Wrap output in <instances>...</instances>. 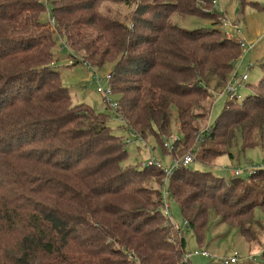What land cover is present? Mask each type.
I'll list each match as a JSON object with an SVG mask.
<instances>
[{
	"label": "trees",
	"instance_id": "16d2710c",
	"mask_svg": "<svg viewBox=\"0 0 264 264\" xmlns=\"http://www.w3.org/2000/svg\"><path fill=\"white\" fill-rule=\"evenodd\" d=\"M45 11L42 0H0V264H190L183 232L177 237L159 207L162 171L125 168L126 142L110 132V115L73 104L61 85L56 43L98 70L112 65L107 85L121 127L139 139L162 147L175 109L179 142L196 138L201 163L231 157L237 139L242 148L257 144L264 67L251 94L227 100L199 136L197 122L241 55L214 0H51L53 25L43 23ZM173 14L208 19L213 29H180ZM248 182L252 197L229 196ZM166 190L200 246L216 217L242 238L259 228L250 210L263 206L264 170L225 182L179 166ZM259 258L264 264V248Z\"/></svg>",
	"mask_w": 264,
	"mask_h": 264
},
{
	"label": "rangeland",
	"instance_id": "374dc122",
	"mask_svg": "<svg viewBox=\"0 0 264 264\" xmlns=\"http://www.w3.org/2000/svg\"><path fill=\"white\" fill-rule=\"evenodd\" d=\"M50 2L51 0H45V3ZM103 5V8L109 10L112 14L118 15L120 18L126 15L130 16V12L132 11L131 9H126L124 6L113 3H105ZM214 8L221 13L223 20H227L231 24H237L238 31L232 30L230 32L232 38L241 40L245 44L252 46L248 51L241 50V55L228 80V83H231L234 82V78H241L244 75L248 77V81L238 87L240 98L237 103H241L251 94L250 92L253 91V87L258 84L264 67V0H214ZM48 11L49 4L46 6V11L41 15L43 23H49L50 17L47 14ZM169 20L172 25L186 31L213 29L212 22L208 19L193 16L182 17L178 14H173ZM69 55L70 52L66 48L62 49L61 42L58 41L54 49L55 65L53 66V70L59 75L61 85L69 92L73 104L86 105L95 114L110 115L107 125L112 135L122 138L125 142L128 140V143L124 145L127 153V161L124 163L125 168L132 169L136 167L142 169V163L147 164L154 158L163 169L167 170L174 166V159L182 160L188 152L193 150V157L196 160L194 159L188 165L191 171L210 173L213 177L229 182L234 178L229 170H238L240 172L239 178L247 179L249 175L245 172L246 170H251L264 164V127L254 147L242 148L241 142L237 139L236 145L230 150L231 157L223 154L217 156L209 163L199 162L197 158L199 157V152L202 150L201 143H197L196 138L191 139L188 145L182 148L178 141L183 140V135L177 129L175 109L171 111L170 135L164 138V141H167L170 137L174 139L175 148L172 153L173 157L165 150L162 151L164 148L160 147L159 142L153 137L148 136L139 139L136 135L121 127L122 123L114 116L113 110L96 93L97 86L101 88L107 86V75L112 65L105 64L99 70L94 67H91V70H87L82 66L83 61L79 60V58H77L78 60L73 59ZM95 75L99 79L98 84L96 83ZM222 92L219 90L214 95L213 103L206 120L197 122L199 136L201 132L207 129V126H211L216 121L223 110L225 102L229 99ZM117 98L116 95H113L110 97V100L114 102ZM168 142H171V140ZM149 148L152 150H149ZM253 187V184L248 182L247 185L236 188L229 196L232 197V195L235 196L244 192V196L252 197ZM257 192L259 193L260 190H257ZM259 201H261L260 198ZM166 203L170 206L168 212L172 224L178 226L183 232L185 240L184 253L193 254L195 251H199L201 246H204L207 248L208 253L214 257L212 261L200 256H192L190 264H219L220 258H230L235 253L239 258V264H243V262H246L245 264H261L259 255L264 248V203L260 204L263 206L250 210L252 218L259 222V228L253 227L250 229L248 237L242 238L237 230L220 223L216 217L213 218L214 222L210 223L202 242L203 245L201 246L194 231L185 228L184 220L177 203L172 198H167ZM161 212L163 213V211Z\"/></svg>",
	"mask_w": 264,
	"mask_h": 264
},
{
	"label": "built area",
	"instance_id": "2783aa9c",
	"mask_svg": "<svg viewBox=\"0 0 264 264\" xmlns=\"http://www.w3.org/2000/svg\"><path fill=\"white\" fill-rule=\"evenodd\" d=\"M45 7L48 6L49 3H45V0L43 1ZM51 25H53V19H50ZM223 30L225 31V33L227 34L228 37H231L230 32L232 30H236L238 31V26L237 24H231L229 23L227 20H222V26ZM237 40V44L239 46V48L241 50H245L248 51L251 49V45L249 44H245L243 41L241 40ZM62 49L66 48V45L61 44ZM82 66L85 67L87 70H91V65H89L87 62H82ZM95 79H96V83H99V79L97 78V76L95 75ZM109 80V74L107 75V81ZM248 81V77L246 75H244L241 78H234V82L231 83H227L224 88H223V94H226L228 96V100H233V101H238L239 100V95H238V87L239 85H242L244 83H246ZM96 93L99 94L102 98L103 101L108 104L109 108H111L113 110V114L116 115V117L120 118L119 120L122 121V118L119 116L118 110H119V105L117 103V100H115L114 102H112L110 100V97L113 96V93L110 89V87L107 85L105 88H101L99 86H97L96 88ZM216 94V93H214ZM169 140H171V142H168ZM178 140V139H177ZM179 141V140H178ZM126 143H128V140H126ZM174 139L173 137H170L169 139H167V141H163L162 142V147L164 148V150L169 153L172 154L174 152ZM149 150H152L151 148H149ZM195 158L193 157V150L188 152V154L182 159V160H173L174 161V166L170 167L169 169L165 170L161 167L159 162H156L154 160V158H152L150 160L149 163H142L141 167H152L154 169L160 170L162 171L163 174V179H162V186L160 189V209L161 211H163V216L167 219L168 224L170 225V227L177 233V236L180 237L182 234V231L180 230V228L176 225H173L171 222V219L169 217V210H170V206L168 203H166V199L170 198L169 197V193L166 190V186H167V182L170 179V177L173 175L175 169L179 166L181 167H188V165L194 160ZM260 170H264V164L259 165L256 168H252L251 170H246L245 172L248 173L249 176H251L252 173H254L255 171H260ZM230 174L234 177V178H239L240 176V172L238 170H229ZM248 176V177H249ZM187 223L184 221V226ZM192 256H201L203 258H207V259H211L213 261V255L209 254L208 251L203 250L202 251H195L193 254H185L184 258H183V262L188 261ZM219 264H239V258L237 256V254L235 253L234 255H232L230 258H220L219 259Z\"/></svg>",
	"mask_w": 264,
	"mask_h": 264
},
{
	"label": "crops",
	"instance_id": "0c3cea01",
	"mask_svg": "<svg viewBox=\"0 0 264 264\" xmlns=\"http://www.w3.org/2000/svg\"><path fill=\"white\" fill-rule=\"evenodd\" d=\"M203 249L207 251V248H203ZM243 263H246V262H243Z\"/></svg>",
	"mask_w": 264,
	"mask_h": 264
}]
</instances>
